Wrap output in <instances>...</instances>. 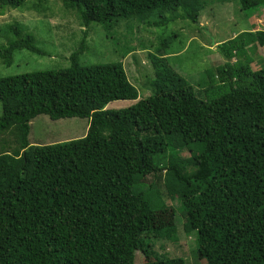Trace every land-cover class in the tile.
<instances>
[{
  "label": "trees",
  "instance_id": "1",
  "mask_svg": "<svg viewBox=\"0 0 264 264\" xmlns=\"http://www.w3.org/2000/svg\"><path fill=\"white\" fill-rule=\"evenodd\" d=\"M58 1L82 27L107 33L177 12L198 23L208 4ZM232 1L264 15V0ZM26 2L0 0V11ZM250 26L219 44L226 62L205 72L199 94L161 53L152 56V93L139 99L122 63H80L87 30L70 67L1 78L0 136L13 138L0 144V264H137V252L141 264H187L153 251L157 238L177 240L176 218L194 232L205 264H264V28ZM7 34L6 66L18 51L45 55L26 26L12 24ZM115 101L136 103L107 109ZM39 115L90 124L82 139L31 145ZM163 187L180 202L178 217Z\"/></svg>",
  "mask_w": 264,
  "mask_h": 264
},
{
  "label": "rangeland",
  "instance_id": "2",
  "mask_svg": "<svg viewBox=\"0 0 264 264\" xmlns=\"http://www.w3.org/2000/svg\"><path fill=\"white\" fill-rule=\"evenodd\" d=\"M207 1L198 23L180 17L183 13L177 12L166 14L164 18L153 16L147 20L134 18L123 21L112 33H107L97 25H91L88 29L82 27L75 13L66 11L58 0H40L41 3L38 0H27L28 6L24 9H9L4 13L0 11V44L7 45V27L18 23L26 26L28 32L35 36L36 46L45 55L24 50L15 53L11 66H6L0 60V79L70 67L69 58L79 50L84 31L87 30L86 48L80 55V63L83 66L122 63L129 82L139 92V99H145L152 93L151 83L155 79L152 56L161 53L168 58L169 65L193 85L199 94V81L205 72L226 62L218 50L219 44L242 32L253 31L250 26L252 22L257 24L258 29L264 28V15L257 17V13L243 12L239 4L232 0ZM135 103L115 101L107 109H125ZM1 113L0 103V116ZM89 124L88 119L52 120L47 115H39L31 121L29 142L31 145H52L82 139ZM12 138L10 133L0 136V144ZM161 192L167 203L175 206L178 217L180 202L169 201L166 188L163 187ZM184 221L183 218L180 221L176 218L177 240L157 238L153 251L170 258H184L187 264H205L196 252L194 232L186 233ZM144 259L141 253H136L137 264H141Z\"/></svg>",
  "mask_w": 264,
  "mask_h": 264
},
{
  "label": "crops",
  "instance_id": "3",
  "mask_svg": "<svg viewBox=\"0 0 264 264\" xmlns=\"http://www.w3.org/2000/svg\"><path fill=\"white\" fill-rule=\"evenodd\" d=\"M86 135V134H85Z\"/></svg>",
  "mask_w": 264,
  "mask_h": 264
}]
</instances>
